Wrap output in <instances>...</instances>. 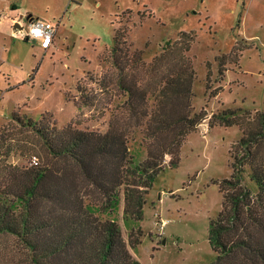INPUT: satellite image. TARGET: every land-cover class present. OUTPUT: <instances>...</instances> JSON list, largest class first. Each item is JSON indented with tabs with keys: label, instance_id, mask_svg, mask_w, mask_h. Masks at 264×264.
I'll return each instance as SVG.
<instances>
[{
	"label": "rangeland",
	"instance_id": "obj_1",
	"mask_svg": "<svg viewBox=\"0 0 264 264\" xmlns=\"http://www.w3.org/2000/svg\"><path fill=\"white\" fill-rule=\"evenodd\" d=\"M63 1L25 2L57 9ZM6 2L0 0V8ZM81 2L69 8L70 15L58 27L57 45L49 49L22 40L12 27L17 17H5L11 31L0 29V128L13 113L32 119L46 113L57 127L71 122L81 130L105 132L111 113L121 110L125 98L114 80L106 81L117 73L109 58L116 32L124 41L123 50H141L145 62L165 47H176L193 68L192 109H204L206 119L187 134L179 163L165 164L154 177L142 219L127 216L124 221L121 209L117 219L125 238L132 228L142 229L132 250L141 264H214L208 228L221 207L217 182L231 173L230 149L241 128L256 129V114L264 112V0ZM92 37L93 44L87 41ZM78 83L92 96L91 103L80 107L74 102L80 95ZM224 110L236 111L239 124L209 126L211 114ZM6 136L0 159L7 163L50 161L41 141L28 130L9 124ZM133 138L132 151L142 159L140 135ZM242 154L236 150L237 158ZM248 174L245 167L244 181L255 189ZM15 241L0 236V264H30Z\"/></svg>",
	"mask_w": 264,
	"mask_h": 264
},
{
	"label": "trees",
	"instance_id": "obj_2",
	"mask_svg": "<svg viewBox=\"0 0 264 264\" xmlns=\"http://www.w3.org/2000/svg\"><path fill=\"white\" fill-rule=\"evenodd\" d=\"M112 41L109 58L117 73L106 81L114 80L125 98L105 132L71 122L57 127L46 113L40 119L13 113L0 128L1 146L12 124L36 135L50 160L19 166L0 159V236L15 239L30 264H141L132 250L142 229L132 228L125 238L118 211L124 221L142 219L154 177L165 164L179 163L187 134L206 119L204 109H192L193 68L176 47L145 62L141 50H123L121 34ZM76 88V106L91 103L86 89ZM236 117L234 110L213 113L208 125L238 123ZM256 120L254 130L240 127L230 149L231 173L217 182L221 207L208 228L214 264H264V112ZM136 134L142 159L130 146ZM245 167L255 189L244 181Z\"/></svg>",
	"mask_w": 264,
	"mask_h": 264
},
{
	"label": "crops",
	"instance_id": "obj_3",
	"mask_svg": "<svg viewBox=\"0 0 264 264\" xmlns=\"http://www.w3.org/2000/svg\"><path fill=\"white\" fill-rule=\"evenodd\" d=\"M25 1L26 0H7L5 6H2L0 8V11H2V15H0V29L3 32L11 31V29L9 28V25H8V23H9L8 21H9V18H11L13 15L16 16L17 18L19 17L20 20H22L23 22H27L30 19L53 20L57 23V29H56V32H55V35H54L52 41L49 44H47V47H46L47 49H49L51 47H56L58 27L70 15L68 13L69 8L71 7L73 10L77 6L82 5L81 0H76V1L64 0L63 1L64 4L60 8L58 7L57 9L52 8V7H48L46 5L40 6L39 8H34V7H32V5H28ZM93 1H94V3L98 2V0H93ZM49 10L54 11V12H51L50 13L51 15L44 16L45 15L44 13H48ZM6 16L9 18L8 19L5 18ZM12 27L17 28L18 24H16L15 22L12 23ZM10 36H11V34H10ZM18 37H20V36H18ZM20 38L23 40L22 37H20ZM95 39L97 40V38H95ZM26 41H29L31 43H40V44H42L43 48L46 46L45 44H43L39 41H35V40H33V41L32 40H26ZM87 41L89 43L93 44L92 42H94V38L92 37L91 40L87 39Z\"/></svg>",
	"mask_w": 264,
	"mask_h": 264
},
{
	"label": "built area",
	"instance_id": "obj_4",
	"mask_svg": "<svg viewBox=\"0 0 264 264\" xmlns=\"http://www.w3.org/2000/svg\"><path fill=\"white\" fill-rule=\"evenodd\" d=\"M14 22L18 24V27L15 28L17 35L26 40L39 41L45 45L52 41L57 29V23L53 20L30 19L23 22L18 17Z\"/></svg>",
	"mask_w": 264,
	"mask_h": 264
},
{
	"label": "water",
	"instance_id": "obj_5",
	"mask_svg": "<svg viewBox=\"0 0 264 264\" xmlns=\"http://www.w3.org/2000/svg\"><path fill=\"white\" fill-rule=\"evenodd\" d=\"M14 28H16V27H14Z\"/></svg>",
	"mask_w": 264,
	"mask_h": 264
}]
</instances>
